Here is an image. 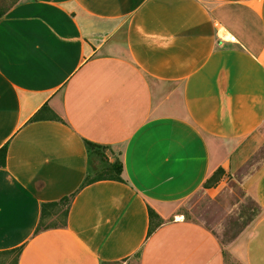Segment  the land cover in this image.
<instances>
[{
    "label": "crops",
    "instance_id": "crops-1",
    "mask_svg": "<svg viewBox=\"0 0 264 264\" xmlns=\"http://www.w3.org/2000/svg\"><path fill=\"white\" fill-rule=\"evenodd\" d=\"M85 140L123 180L80 188ZM262 144L264 0H19L0 19V251L18 264H264V159L204 188ZM77 189L67 225L36 233ZM202 189L260 216L223 242L179 212Z\"/></svg>",
    "mask_w": 264,
    "mask_h": 264
},
{
    "label": "rangeland",
    "instance_id": "rangeland-1",
    "mask_svg": "<svg viewBox=\"0 0 264 264\" xmlns=\"http://www.w3.org/2000/svg\"><path fill=\"white\" fill-rule=\"evenodd\" d=\"M15 2L16 0H0V8L7 9ZM263 159L264 144H262L238 170L233 173L224 174L214 187H217L223 182L222 187L226 185L227 187L224 189H227L229 188L228 183L231 179L234 180H232L233 182H230L232 183L230 185H237V181L242 180L245 176L253 172L261 164ZM93 165L97 168L102 166L98 159H95ZM234 186H232V189ZM214 195L216 194H207L204 192V189H202L184 202L181 205L179 212L183 213L185 219L204 223L215 230L223 242L231 241L245 227L250 225L253 226L254 222L260 216L261 210L256 202L247 196L239 197L238 201H234L233 208L229 210L219 201L217 196ZM238 195H241L239 191ZM2 260L9 263L11 258L5 257L2 258Z\"/></svg>",
    "mask_w": 264,
    "mask_h": 264
},
{
    "label": "trees",
    "instance_id": "trees-1",
    "mask_svg": "<svg viewBox=\"0 0 264 264\" xmlns=\"http://www.w3.org/2000/svg\"><path fill=\"white\" fill-rule=\"evenodd\" d=\"M19 0H16L14 4H16ZM13 4V5H14ZM12 5V6H13ZM11 6V7H12ZM0 8V19L7 13V11L11 8ZM40 118L36 115L33 119ZM85 145L87 148V152L89 154V166L87 175L81 184L80 188L87 186L95 181L102 179H114V180H123V162L120 158L116 159L114 162L109 160L107 155V151L110 150V147L107 145H102L99 143H95L89 140H85ZM7 158V146L4 145L0 148V167L5 166ZM95 159L100 161L101 165L99 168L93 165ZM225 174V169L219 167L216 169L213 174L205 181L204 187L210 188L215 186L222 176ZM79 188V189H80ZM77 189L73 193L63 196L61 199L56 201L43 202L41 205V218L39 220L36 233L47 230L50 228H55L59 226L67 225V218L69 213V208L71 206L72 200L76 193ZM149 215L151 218V225L149 229V234L154 231V229L163 223V220L160 218L158 213L152 208L149 207ZM157 217L158 220L154 224V218ZM22 252V246L16 247L10 250L0 251V264H18L19 257ZM11 258L9 263H6L2 258Z\"/></svg>",
    "mask_w": 264,
    "mask_h": 264
},
{
    "label": "built area",
    "instance_id": "built-area-1",
    "mask_svg": "<svg viewBox=\"0 0 264 264\" xmlns=\"http://www.w3.org/2000/svg\"><path fill=\"white\" fill-rule=\"evenodd\" d=\"M222 39H227L230 41H236V36L229 33L228 31H225L224 33H222V35L220 36Z\"/></svg>",
    "mask_w": 264,
    "mask_h": 264
}]
</instances>
